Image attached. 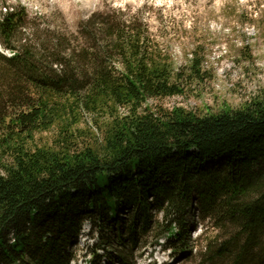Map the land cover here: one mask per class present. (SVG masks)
I'll use <instances>...</instances> for the list:
<instances>
[{
    "label": "trees",
    "instance_id": "trees-1",
    "mask_svg": "<svg viewBox=\"0 0 264 264\" xmlns=\"http://www.w3.org/2000/svg\"><path fill=\"white\" fill-rule=\"evenodd\" d=\"M29 21L0 14V264H71L87 223L121 264L140 246L188 258L194 210L217 231L197 264H264V94L215 113L150 108L184 95L202 61L174 69L132 24L86 21L73 41ZM76 109L97 131L61 115ZM58 120L53 145H30Z\"/></svg>",
    "mask_w": 264,
    "mask_h": 264
},
{
    "label": "rangeland",
    "instance_id": "rangeland-1",
    "mask_svg": "<svg viewBox=\"0 0 264 264\" xmlns=\"http://www.w3.org/2000/svg\"><path fill=\"white\" fill-rule=\"evenodd\" d=\"M6 5L25 8L30 29H38L42 39L56 35L74 41L80 25L90 20L127 23L144 29L147 44L169 58L174 69L189 73L194 58L202 61L201 78L187 80L184 95L149 100L150 108L183 107L197 113H215L241 108L264 94V0H0V14ZM76 111L75 115L70 110L66 116L61 115L82 135L97 131L93 115ZM60 122L37 133L34 140H29L30 145H53ZM8 160L0 155V172L1 164ZM192 222V256L185 258L165 247L140 246L127 264H197L196 255L217 231L198 211L192 212ZM101 237L99 229H91L87 223L79 243L72 248L75 259L71 264H121L120 247L114 243L110 250L99 249Z\"/></svg>",
    "mask_w": 264,
    "mask_h": 264
}]
</instances>
